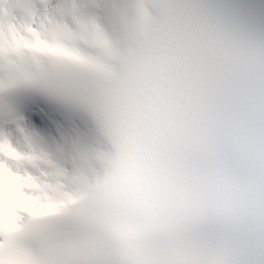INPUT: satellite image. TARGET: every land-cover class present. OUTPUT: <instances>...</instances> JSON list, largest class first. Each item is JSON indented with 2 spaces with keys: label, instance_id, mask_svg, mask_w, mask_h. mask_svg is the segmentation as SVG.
Here are the masks:
<instances>
[{
  "label": "clouds",
  "instance_id": "obj_1",
  "mask_svg": "<svg viewBox=\"0 0 264 264\" xmlns=\"http://www.w3.org/2000/svg\"><path fill=\"white\" fill-rule=\"evenodd\" d=\"M0 264H264V0H0Z\"/></svg>",
  "mask_w": 264,
  "mask_h": 264
}]
</instances>
